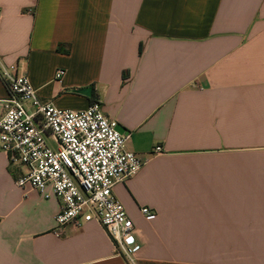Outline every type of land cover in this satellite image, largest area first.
<instances>
[{
    "label": "crops",
    "instance_id": "crops-1",
    "mask_svg": "<svg viewBox=\"0 0 264 264\" xmlns=\"http://www.w3.org/2000/svg\"><path fill=\"white\" fill-rule=\"evenodd\" d=\"M0 62L59 108L99 101L148 158L114 188L130 263L95 220L56 235L61 200L0 150V264H264V0H0Z\"/></svg>",
    "mask_w": 264,
    "mask_h": 264
},
{
    "label": "built area",
    "instance_id": "built-area-1",
    "mask_svg": "<svg viewBox=\"0 0 264 264\" xmlns=\"http://www.w3.org/2000/svg\"><path fill=\"white\" fill-rule=\"evenodd\" d=\"M64 73L58 68L56 79L61 80ZM0 81L8 90L0 99L4 106L0 150L20 168L16 184L61 200L56 235L68 225L80 227L95 220L134 263L143 242L114 191L148 160L126 148L131 132H121L118 121L106 114L99 101L82 109H63L43 100L17 64L0 62ZM141 212L147 219L156 215L148 206H142Z\"/></svg>",
    "mask_w": 264,
    "mask_h": 264
}]
</instances>
